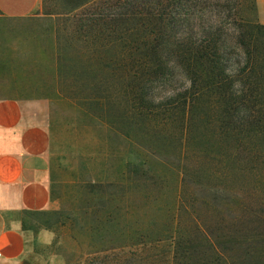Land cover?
Masks as SVG:
<instances>
[{
	"label": "trees",
	"instance_id": "trees-1",
	"mask_svg": "<svg viewBox=\"0 0 264 264\" xmlns=\"http://www.w3.org/2000/svg\"><path fill=\"white\" fill-rule=\"evenodd\" d=\"M241 8V0H43L44 14L63 22L56 27L60 92L68 104L123 133L130 146H140L130 128L139 119L137 125L147 126V134L160 142H177L183 158L196 144L233 146L236 154H244L249 142L253 158L254 142H264V24L244 19ZM66 63L88 64L84 68L98 82L96 96H89L87 89L74 91L72 81L89 79L75 70L67 73ZM102 79L114 81L108 85L113 101L100 95ZM183 81L186 85L177 86ZM120 127L131 130L124 133ZM151 150L145 158L130 152L112 185L117 194L111 203L96 218L89 211L86 230L90 239L104 237L99 239L100 251L118 240L120 245L110 249H129L132 256L140 253L118 264H234L230 259L234 250L245 247L241 264H261L257 259L264 251L258 248L256 235H245L246 240L233 231L224 237L214 235L185 200L188 186L193 191L200 188L190 184L188 166L182 160L172 165ZM157 166L165 168L166 175L173 170L178 175L175 200L163 211L168 224L161 229H153L154 222L144 218L137 224L134 218L140 213L132 203L136 181L147 186L141 188L146 198H153L152 189L166 182L156 173ZM109 216L115 222L106 236ZM185 216L192 223L186 225L190 230L182 226Z\"/></svg>",
	"mask_w": 264,
	"mask_h": 264
},
{
	"label": "crops",
	"instance_id": "crops-1",
	"mask_svg": "<svg viewBox=\"0 0 264 264\" xmlns=\"http://www.w3.org/2000/svg\"><path fill=\"white\" fill-rule=\"evenodd\" d=\"M54 20L43 0H0V264H75L87 182L55 165L57 106L71 102L59 88ZM95 122L107 140L116 132ZM98 154L92 183L109 175V157Z\"/></svg>",
	"mask_w": 264,
	"mask_h": 264
},
{
	"label": "rangeland",
	"instance_id": "rangeland-1",
	"mask_svg": "<svg viewBox=\"0 0 264 264\" xmlns=\"http://www.w3.org/2000/svg\"><path fill=\"white\" fill-rule=\"evenodd\" d=\"M241 2L240 16L264 24V0H241ZM62 23V19L54 20L55 28L62 27ZM3 32L4 27L0 24V36ZM0 42L3 43L4 41L0 39ZM81 53L86 54V50ZM1 62L3 66L4 60ZM66 65H68L67 73L75 70L81 78L89 79L78 82L77 80L72 81L74 91L87 89L89 96H96L99 92V86L97 87L98 82L95 78H90L92 76L88 69L84 68L88 64H82V67H80L81 64L77 67L70 66L69 63H66ZM72 67L74 68L69 69ZM92 70L95 71L96 69L92 68ZM95 72L98 74L97 70ZM105 73V76H107V72ZM102 81L100 95L113 101L111 99H115L111 96L113 89L111 90L112 87L108 85L114 84V81H104L103 79ZM182 83L186 85L183 81L179 82L177 86ZM162 95H165V93ZM57 107L60 116L57 114L54 119L57 124L55 141L57 150L63 154L55 156V165L63 167L60 169V173L66 178L87 182L81 188L80 193L85 212L83 211L80 215L79 228L76 233L75 264H118L120 259L127 260L130 257L135 259L138 255L140 256V253L132 256L128 253L129 249L124 252L110 249L112 246L117 247L120 245L118 240L110 244L108 242L109 246L105 248L107 250L102 252L100 251L102 247L98 243L99 239H104V237L95 235L90 239L86 229L89 227L91 217L89 211L92 209L96 218L98 213H101L100 209L107 207L108 203H111L110 199L113 198V195L117 194L112 185L118 182L123 165L128 161V154L133 152L135 155V152H138L142 155V158H145V154L148 151L151 152V149L154 150L155 155H158V158L161 159L162 157L172 165H177L182 160L188 166V174L192 178L189 181L190 184L195 183L200 188L193 191V187L188 186L185 200L191 201L194 216L201 223L208 226L214 235L224 237L227 231H233L235 234L238 233L239 240H246L245 235H256V241L259 242L257 246L261 251H264V142L258 140L254 142L256 147L253 149L255 153L253 158L250 154L253 145L250 144L251 142H249V148L248 146L244 147L246 150L245 153L243 152L244 154H236L233 146H228L227 149H219L213 144L207 146L196 144L188 148L186 157L183 158L181 147L177 142L170 141L167 143L165 140H163V143L160 142L156 135L147 134L145 131L147 126L137 125L139 119L133 120L134 123L130 121L133 125L130 128H132V131L134 129L133 136L140 146H130L129 139L123 133L117 131V133H112L107 140L105 132L96 128V119L87 118L80 110H76L73 104L68 105L64 102L63 105ZM85 126L89 127L85 128ZM121 130L128 133L131 129L126 127ZM100 149L103 150L106 158L109 157L106 162L107 173L110 176L107 175V181L92 183L90 182L92 175L98 177V173H100V170L95 167L97 162L102 160L97 157ZM130 157L133 160L138 159V161L141 159L139 156ZM173 171L174 174L171 172L166 175L165 168L159 166L156 169V173L164 177L166 182L164 184L160 183V186H158L161 190L152 189L153 198H146L143 190H141V188L147 189L145 184L138 181L134 183L138 187L134 190L132 203L140 213L139 217L134 218L137 224L140 218H144L145 222H154V224H150L153 229H161L162 225L165 224L164 221L168 222L166 218L163 219V211L169 209L175 200L178 175L175 170ZM103 179H105L104 176ZM208 187H218L223 191L217 194L210 193L206 190ZM203 199L208 200L212 206L208 208L202 201ZM86 210H88V214H85ZM131 218L133 219V216ZM108 219L110 225H108V228L106 227V231L103 233L106 236L109 235L111 227H113L112 223L115 222V219L113 220L111 216ZM188 219L189 217L185 216L186 222L184 221L182 226L190 230L186 227V225L192 226ZM221 241H223V238ZM222 247L224 248L223 244ZM244 248L239 251L234 250V254L230 257L231 262L241 264V260L244 258ZM257 261L264 264V257L259 256Z\"/></svg>",
	"mask_w": 264,
	"mask_h": 264
}]
</instances>
